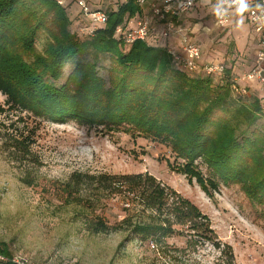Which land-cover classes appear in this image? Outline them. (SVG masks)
Returning a JSON list of instances; mask_svg holds the SVG:
<instances>
[{"label":"trees","instance_id":"16d2710c","mask_svg":"<svg viewBox=\"0 0 264 264\" xmlns=\"http://www.w3.org/2000/svg\"><path fill=\"white\" fill-rule=\"evenodd\" d=\"M59 1L0 0V92L6 110L160 144L169 152L168 169L194 181L208 197L220 184H235L264 205V130L257 126L264 116L263 93L245 98L225 66L221 75L186 72L159 40L124 43L116 26L143 15L146 4L85 0L108 17L92 36L76 37L67 4ZM41 35L45 41L38 48ZM100 55L109 58L105 74ZM12 150L29 151L17 140ZM54 185L65 206L78 207L90 235L124 233L116 252L136 238L168 253L174 249L168 239L184 237L188 245L210 241L219 251L216 264H236L231 245L215 237L197 205L147 171L75 170ZM112 199L123 204L113 224L103 215ZM0 253L12 254L5 246Z\"/></svg>","mask_w":264,"mask_h":264},{"label":"rangeland","instance_id":"374dc122","mask_svg":"<svg viewBox=\"0 0 264 264\" xmlns=\"http://www.w3.org/2000/svg\"><path fill=\"white\" fill-rule=\"evenodd\" d=\"M61 1L67 4L71 27L78 20L84 21L80 14L76 16V0ZM237 19L232 11L228 24L217 26L212 6H206L186 13L179 24L199 46L201 64L217 61L238 76L254 62L257 35L247 14L242 26H237ZM44 41L41 35L36 46L41 48ZM86 55L92 58L91 53ZM108 64L107 56L98 57L102 74ZM254 95L260 93L246 86L245 98ZM0 106L5 109L0 112V247L5 246L10 253L33 264H216L219 251L210 241L188 245L184 237L168 239L174 248L168 253L136 238L116 252L124 233L90 235L78 207L65 206L54 187L75 170L147 171L197 205L209 218L215 237L231 245L236 264H264V205L247 198L238 185L220 184L208 197L194 181L168 169L165 158L169 152L160 144L143 138L133 140L124 133L88 129L71 121L54 123L8 111L1 92ZM257 126L264 130V116ZM15 140L23 142L29 151H13ZM107 204L103 215L113 224L122 217L123 204L117 199Z\"/></svg>","mask_w":264,"mask_h":264},{"label":"built area","instance_id":"2783aa9c","mask_svg":"<svg viewBox=\"0 0 264 264\" xmlns=\"http://www.w3.org/2000/svg\"><path fill=\"white\" fill-rule=\"evenodd\" d=\"M140 5H147V10L139 17L125 19L115 28V35L124 43L131 44L136 40L149 41L162 40L166 52L173 62L186 72L201 70L206 75H221L224 65L220 62L200 63L201 52L199 46L187 33L182 32L179 22L186 13L206 6H214L217 0H137ZM62 3V1H59ZM84 21H78L71 27V33L76 37L92 36L94 31L102 27L107 21V14L103 10H91L85 0H76ZM251 10L247 14V20L251 29L258 36V48L251 67L244 70L238 76H233L234 89L245 91V85L249 82L261 86L264 95V0H251ZM259 5V7H257ZM232 10L222 20L214 15L217 26H226L230 20ZM154 25L157 29H154ZM171 37V41L166 42ZM244 86L239 88L237 85ZM0 264H33L26 257L18 254L6 255L0 253Z\"/></svg>","mask_w":264,"mask_h":264},{"label":"clouds","instance_id":"9594fccd","mask_svg":"<svg viewBox=\"0 0 264 264\" xmlns=\"http://www.w3.org/2000/svg\"><path fill=\"white\" fill-rule=\"evenodd\" d=\"M251 7V0H217V3L212 7V15L218 20H222L228 15L229 9H231L238 18L236 23L239 27L244 24L246 14L250 12Z\"/></svg>","mask_w":264,"mask_h":264},{"label":"crops","instance_id":"0c3cea01","mask_svg":"<svg viewBox=\"0 0 264 264\" xmlns=\"http://www.w3.org/2000/svg\"><path fill=\"white\" fill-rule=\"evenodd\" d=\"M149 1H150V0H147V2H149ZM254 39H255L256 42H257V48H258V42H259V38H258V36H256ZM244 85H245V87L248 86V87L251 89V91H256L257 93L262 94L261 86L258 85L257 83L249 82V83H246V84H244Z\"/></svg>","mask_w":264,"mask_h":264}]
</instances>
